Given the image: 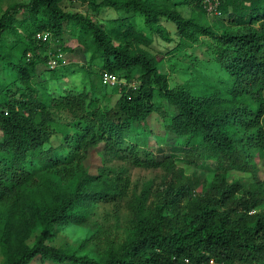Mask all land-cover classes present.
<instances>
[{
	"label": "rangeland",
	"instance_id": "rangeland-1",
	"mask_svg": "<svg viewBox=\"0 0 264 264\" xmlns=\"http://www.w3.org/2000/svg\"><path fill=\"white\" fill-rule=\"evenodd\" d=\"M27 1L0 0V13L12 3ZM144 1L157 9H175L183 17L217 33L257 27L264 17V0H235L228 5L227 0ZM59 6L63 11L81 13L90 18L115 45L126 44L133 53L145 55L166 79L169 89L195 97H211L213 104L207 107L211 110L247 104L249 110L245 117L250 120L248 126L253 127L257 139L247 150L249 170L246 172L218 166L220 160L215 152L207 155L201 152L202 156H199L196 145L167 128L177 110L153 82L149 85L150 102L157 110L146 122L135 124L138 131H143L139 134L124 132L121 140L108 138L99 127L101 113L115 106L122 89L140 84L143 69L132 68L131 79L123 77L124 70L111 73L114 75L111 83L103 82L102 74L101 82L106 85L102 86L99 83V74L104 69L102 59L90 58L92 40L85 38L82 30L72 32L65 28L58 36L48 30L36 32L34 41L37 44L45 42L46 46L36 51L43 61L36 64L35 72L29 73L28 77L36 90L34 96L48 103L51 120L45 124L46 130H55L49 134L42 149L54 147L59 152L53 163L47 164H40L32 156L29 180L21 190L19 200L13 204L0 201V206L10 205L14 210L12 219H8L6 207H0V264H6L7 251L17 252L35 243V237L43 228L46 208L61 204L69 196L82 181V171L88 165L93 170L94 179L80 183L84 189L91 191L102 183L114 196L93 195L86 214L74 208V215L52 225L44 243L74 256L86 255L96 260L105 257L111 244L120 245L133 233L131 203L134 198L145 194L144 206L151 211L158 200L157 192L170 180L189 177L192 184L188 197L183 198L175 210L163 213L167 222L177 225L188 223L189 207L214 186L220 184L223 189L238 182L240 189L235 198L245 196L246 189L256 182H261L264 190V89L259 95L233 96L230 77L217 62L220 47L212 37L198 32H193L191 37L180 36L175 24L160 16L158 23L170 37V41H165L144 26L143 16L138 13H126L111 7L95 12L87 7L86 2L77 0H61ZM250 10L254 11L250 21L237 20L240 14L248 18L246 14ZM256 10L262 15L255 14ZM16 17L22 19L20 13ZM17 30L23 32L18 26ZM5 36V41L11 43L13 36L9 33ZM5 76L0 75V81L6 84L2 91L6 96L17 98L20 91L29 92L28 86L11 83L12 78ZM231 128V132H235L240 126ZM92 148L95 151L92 152ZM29 264L57 263L37 256Z\"/></svg>",
	"mask_w": 264,
	"mask_h": 264
},
{
	"label": "trees",
	"instance_id": "trees-1",
	"mask_svg": "<svg viewBox=\"0 0 264 264\" xmlns=\"http://www.w3.org/2000/svg\"><path fill=\"white\" fill-rule=\"evenodd\" d=\"M60 1L12 3L0 13V75L12 78L11 83L28 86L29 90L20 91L17 98H10L2 92L6 84L0 81V201L13 204L16 199L19 200V194L29 180L32 156L40 164L53 163L58 156L57 148L42 149V145L49 140V134L55 130H46L45 124L51 120L48 103L34 96L36 90L28 77L29 73L35 72L36 64L43 61L36 51L43 49L45 42L37 44L33 39L36 32L43 30L50 31L54 36L60 35L65 28L72 32L82 30L85 38L92 40L90 58L102 59L104 69L99 74L102 86H106L101 82L102 72L124 70L123 77L131 79L132 68L138 66L143 69L140 84L128 90L122 89L115 106L101 113L99 127L108 138L121 140L124 132L139 134L143 131H138L135 124L146 122L157 110L150 102L149 85L153 82L168 103L176 107L177 112L167 125L171 132L196 145L199 156H202L201 152L205 155L215 152L220 160L218 166L222 168L249 170L247 150L256 142L257 134L253 127L248 126L250 120L245 117L249 110L247 104L211 110L208 109L213 104L211 97H195L181 90L169 89L166 79L145 55L133 53L126 44L115 45L90 18L81 13L63 11ZM77 1L86 2L87 7L95 12L111 7L141 14L144 26L165 41H170V37L158 23L160 16L173 22L180 36L191 37L193 32L210 36L220 47L217 62L230 77L233 96L259 95L264 89V17L258 19L261 21L257 27L217 33L191 18L183 17L175 9H157L144 0ZM227 1V5L235 3V0ZM255 12L262 15L258 10ZM18 13L22 16L20 20L16 17ZM253 13L250 10L246 14L248 18L240 14L237 20L250 21ZM17 26L22 33L18 32ZM6 33L13 36L11 43L5 41ZM125 34L129 35L128 31ZM235 125L240 129L231 132V127ZM92 173L90 165L85 167L80 183L93 181ZM184 179L170 180L160 189L151 211L144 206L145 194L136 196L131 203L133 233L122 244H111L105 257L99 260L86 255L74 256L71 252L44 243L52 225L74 215V208L86 214L93 195L114 196V193L105 190L106 184L101 183L99 188L87 191L79 183L61 204L46 208L43 228L31 247L24 246L17 252L5 253L6 264H29L37 256L57 264H264V190L261 182L249 186L245 196L242 194L239 198L234 197L240 189L238 182L223 189L220 184L214 186L189 207L188 223L177 225L167 222L163 213L175 210V206L188 197L191 179ZM0 207H6L7 218L12 219L13 207L4 204Z\"/></svg>",
	"mask_w": 264,
	"mask_h": 264
},
{
	"label": "built area",
	"instance_id": "built-area-1",
	"mask_svg": "<svg viewBox=\"0 0 264 264\" xmlns=\"http://www.w3.org/2000/svg\"><path fill=\"white\" fill-rule=\"evenodd\" d=\"M212 2V0H208V2ZM114 80V75L108 72L103 73V82L111 83Z\"/></svg>",
	"mask_w": 264,
	"mask_h": 264
}]
</instances>
